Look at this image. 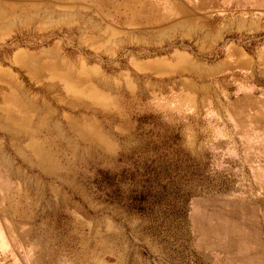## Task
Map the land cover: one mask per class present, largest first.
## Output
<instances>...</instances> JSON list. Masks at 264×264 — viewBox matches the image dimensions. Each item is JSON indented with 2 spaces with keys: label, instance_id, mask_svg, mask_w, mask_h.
<instances>
[{
  "label": "rangeland",
  "instance_id": "obj_1",
  "mask_svg": "<svg viewBox=\"0 0 264 264\" xmlns=\"http://www.w3.org/2000/svg\"><path fill=\"white\" fill-rule=\"evenodd\" d=\"M189 15L0 0V161L41 198L10 244L0 213V264L236 263V208L264 199L236 158V105L208 103L222 82L204 77L235 32Z\"/></svg>",
  "mask_w": 264,
  "mask_h": 264
},
{
  "label": "crops",
  "instance_id": "obj_2",
  "mask_svg": "<svg viewBox=\"0 0 264 264\" xmlns=\"http://www.w3.org/2000/svg\"><path fill=\"white\" fill-rule=\"evenodd\" d=\"M178 7L185 17L215 14V23L233 24L234 38L219 46L221 56L207 65L204 77L222 82L209 86L217 98L208 103L236 105V158L249 168L258 189L252 199H264V0H178ZM255 210L236 208L234 264H264V214Z\"/></svg>",
  "mask_w": 264,
  "mask_h": 264
},
{
  "label": "bare ground",
  "instance_id": "obj_3",
  "mask_svg": "<svg viewBox=\"0 0 264 264\" xmlns=\"http://www.w3.org/2000/svg\"><path fill=\"white\" fill-rule=\"evenodd\" d=\"M5 171L6 175V185L0 184V213L6 218L9 219V224L7 226L5 225V232L7 233V242L10 244V239H15V230L17 228V225H23V223H20V221H28V218H31V213H33L39 204V200L41 199L38 197V199L32 198L26 194L24 191H20L19 189L15 188L13 185L11 177L9 175V166L4 165L0 161V172ZM27 219V220H26ZM2 222V220H1ZM26 224H30L26 223ZM1 225V223H0ZM20 227V226H19ZM39 231H42V228L40 227L39 230L33 231L32 225H30L28 228L23 230L21 232V235L19 236H27V238L33 239L31 237V233H37L35 241L39 242L42 239V235L39 234ZM20 239V238H19ZM23 239V238H21ZM35 243V242H34ZM41 249V247H40ZM38 258L41 257L40 253L37 256Z\"/></svg>",
  "mask_w": 264,
  "mask_h": 264
}]
</instances>
